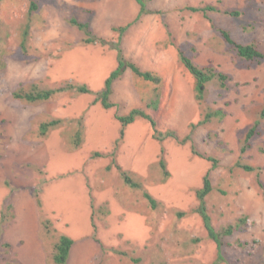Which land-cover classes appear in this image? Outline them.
<instances>
[{
    "label": "rangeland",
    "instance_id": "obj_1",
    "mask_svg": "<svg viewBox=\"0 0 264 264\" xmlns=\"http://www.w3.org/2000/svg\"><path fill=\"white\" fill-rule=\"evenodd\" d=\"M143 1L148 13L139 18L136 0H0V264H54L61 236L75 241L70 264H264V200L257 182L259 175L264 183V59H240L220 34L255 44L264 55V0ZM32 4L37 9L30 12ZM211 5L220 12L204 17L186 10ZM231 11L240 17L226 14ZM71 19L111 43L119 40L113 30L130 24L121 49L125 56L122 42L130 33L125 58L162 78L158 111L146 108L156 85L130 70L113 85L114 107L94 103L117 67V53L84 44ZM178 50L199 68L226 74V88L213 80L199 103ZM67 83L86 85L91 94L66 92L40 103L14 97L33 85L46 90ZM133 109L146 110L159 131H173L179 141H156L142 119L121 135L116 116ZM216 111L224 116L201 124ZM52 120L61 124L41 136L40 125ZM80 122L82 141L75 148ZM256 122L251 148L243 153ZM187 136L191 140L182 144ZM238 163L256 170L246 172ZM117 166L140 188L127 186ZM207 174L212 191L205 202L221 235L220 250L196 212V192ZM243 218L232 235H222Z\"/></svg>",
    "mask_w": 264,
    "mask_h": 264
},
{
    "label": "trees",
    "instance_id": "obj_2",
    "mask_svg": "<svg viewBox=\"0 0 264 264\" xmlns=\"http://www.w3.org/2000/svg\"><path fill=\"white\" fill-rule=\"evenodd\" d=\"M136 2L140 6V12H139V18H140L142 15L147 14L148 11L146 9V4L143 0H136ZM36 9H37L36 5L32 4L30 8V12ZM186 10H189L193 13H201L204 17H207L208 12H220L217 9V7L212 6V5L206 6V7H197V8L187 7ZM226 14L234 18H238L241 15L239 11L226 12ZM70 23L73 26H75L79 31L84 33V40H83L84 44H87V45L99 44L104 47L108 46L112 48L113 50H115L117 53V67L106 79L104 88L98 93L94 103H100L102 108H104L105 110H109L112 107H114V104L111 102V96L113 94V85L115 81H117L118 79L122 77V75L125 73L126 70H130L134 75L141 78L145 82L153 83L156 85L155 99L147 103L146 108L147 110L158 111L159 104H160V97H161L159 92H160V88L162 85V78L158 74H155L149 71H142L135 63L125 58L123 51L121 49V38L123 34L127 31V29L130 27V24L124 27L115 28L113 31L119 32V40L116 43H111V42L106 41L104 38L98 37L95 34H93L90 28V25L88 23H82L76 19H71ZM220 34L223 37V39L235 49L240 59L244 61L258 62V63L264 59L263 53L259 51V49L257 48L255 44L244 45V44L238 43L234 39H232L230 33L225 30H221ZM27 36H28V32L26 30L24 33V40L22 44L23 47H25L26 45ZM178 56H179V60L181 64L185 67V69L189 72V74L194 79L195 98L199 103L203 102L205 98L207 85L213 80L216 79L219 82L221 88H226V84L229 79V77L226 74L219 72L213 66L199 68L181 50H178ZM66 92H69V93L72 92V93L79 94V95L91 94L90 89L86 85H74L72 83H67L61 87L54 88V89H46V90H41L36 85H33L31 90L26 93L23 91L15 92L14 97L20 100H25L28 103H40V102L49 101L54 96L58 94L66 93ZM216 116L223 117L224 116L223 111H216L215 113L208 112L205 115L204 120L201 122V124L207 123L213 117H216ZM260 117L261 119H264V108L261 111ZM116 119L122 126L121 135H123V130L125 129V127L133 124L137 119H144L147 122H149L151 129H152V133H153L152 137L156 141L163 142L166 139H174V140L179 141L178 136L175 132L170 131V130L159 131L157 129V124H156L155 119L152 116H150L146 112V110L133 109L127 115H122V116L117 115ZM60 124H61V121L59 120H52L49 122L42 123L39 128L40 135L46 136L50 130L58 127ZM258 125L259 123L256 122L247 132L245 141H244V146L242 148L243 153L247 152L251 148V141L253 137L256 135ZM81 127H82V123L80 122L72 138V145L75 148H78L81 145V141H82ZM189 140H191V137L187 136L184 140L181 141V143L185 144ZM194 154L198 155V153H196L195 151H194ZM212 162H213V168L215 169L217 165V161L212 160ZM159 165L163 172L164 178L167 179L169 177V172L167 171L166 163L162 158L159 160ZM237 166L242 168L246 172H253L256 170L252 166L241 165L240 163H238ZM117 169L120 173V176L123 182L127 186L131 188H135V189L140 188L141 185L135 182L128 173L122 171L119 166H117ZM257 182H258V187L261 191L262 198L264 200V183L261 181L259 175H258ZM203 184H204L203 188H201L200 190L196 192V196L199 202L196 212L201 216L204 226L210 238L216 242L218 249L220 250L222 246V243L220 240L221 235L218 234L214 230L211 224V218L207 213V207H206V202H205V198L212 191V185H211V181L209 178V174H207L204 177ZM144 198H146L150 202L152 209L156 208V201L148 193L146 192L144 193ZM245 222H246V218L240 219L235 226H229L228 228H226L222 232V235L223 236L232 235L234 228L239 229L241 227V224H244ZM73 244H74V241L70 237L61 236L59 238V241L55 245V249H54L55 251L52 257L53 263L54 264H66ZM133 262L135 264H140V260L138 259H133Z\"/></svg>",
    "mask_w": 264,
    "mask_h": 264
},
{
    "label": "crops",
    "instance_id": "obj_3",
    "mask_svg": "<svg viewBox=\"0 0 264 264\" xmlns=\"http://www.w3.org/2000/svg\"><path fill=\"white\" fill-rule=\"evenodd\" d=\"M122 48L124 50V53H125V56L126 58H129L130 59V33H128L124 39H123V42H122ZM129 49V50H128ZM135 63V62H134ZM136 65H138L137 63H135ZM157 72V71H155ZM158 73V72H157ZM139 120V119H138ZM144 120V119H142ZM121 125V124H120ZM126 128V127H125ZM72 239V238H71ZM73 240V239H72ZM74 241V240H73ZM88 241V240H87ZM75 242V241H74ZM77 244V242H76ZM74 247H75V244H73L71 250H70V253H69V264L71 263V260L73 259V250H74ZM55 251V250H54Z\"/></svg>",
    "mask_w": 264,
    "mask_h": 264
}]
</instances>
